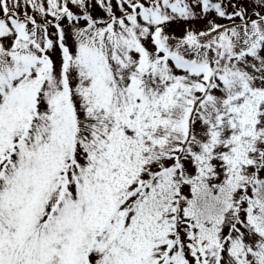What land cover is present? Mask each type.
<instances>
[{
    "label": "snow or ice",
    "instance_id": "1",
    "mask_svg": "<svg viewBox=\"0 0 264 264\" xmlns=\"http://www.w3.org/2000/svg\"><path fill=\"white\" fill-rule=\"evenodd\" d=\"M0 264H264V0H0Z\"/></svg>",
    "mask_w": 264,
    "mask_h": 264
}]
</instances>
